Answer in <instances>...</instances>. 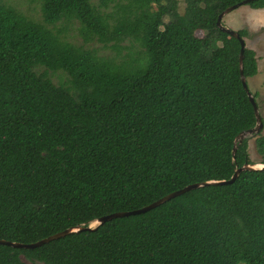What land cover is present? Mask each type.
Returning a JSON list of instances; mask_svg holds the SVG:
<instances>
[{
  "label": "trees",
  "instance_id": "1",
  "mask_svg": "<svg viewBox=\"0 0 264 264\" xmlns=\"http://www.w3.org/2000/svg\"><path fill=\"white\" fill-rule=\"evenodd\" d=\"M146 66L104 68L87 49L0 2V239L32 243L142 208L255 164L243 85L257 53L218 27L243 0H142ZM264 8V0L248 3ZM48 22L110 34L96 0H46ZM166 17L169 20H166ZM197 30L205 35L197 38ZM246 37L247 29L238 30ZM65 73L56 83L52 73ZM256 99L258 93H254ZM264 163V134H256ZM264 264V169L189 190L36 248L0 244V264Z\"/></svg>",
  "mask_w": 264,
  "mask_h": 264
},
{
  "label": "rangeland",
  "instance_id": "2",
  "mask_svg": "<svg viewBox=\"0 0 264 264\" xmlns=\"http://www.w3.org/2000/svg\"><path fill=\"white\" fill-rule=\"evenodd\" d=\"M0 2L17 8L25 16L45 23L49 28L60 34L61 38L87 49L101 65L113 71H136L148 63L144 41L140 38L136 25L137 15H142L144 2L142 0H96L98 8L104 15L106 27L110 34L95 33L77 20L60 18L48 22L44 11L46 0H0ZM185 0H179V10L184 13ZM168 21L169 18L166 17ZM223 24L228 28L240 30L247 29L245 38L247 47L257 53L259 71L255 76L248 78V83L253 93H258L257 101L260 113L264 119V9L253 8L243 4L223 17ZM205 31L197 30L195 36L201 38ZM56 83L66 80L65 73H52ZM260 134H264V127ZM249 153L254 166L261 162V156L256 148V134H249ZM96 221L92 223L95 225ZM28 264H33L26 261Z\"/></svg>",
  "mask_w": 264,
  "mask_h": 264
},
{
  "label": "water",
  "instance_id": "3",
  "mask_svg": "<svg viewBox=\"0 0 264 264\" xmlns=\"http://www.w3.org/2000/svg\"><path fill=\"white\" fill-rule=\"evenodd\" d=\"M251 1H253V0H243V1H241V2H239L237 4H235V5H232V6L228 7L222 13H220V15L218 17V20H217V24H218V27L220 29H222L223 31L229 33L231 36H234V37H236V38H238L240 40V42H241V53H240V64H241V67H242L243 60H244V51H245V48L247 47L245 38L243 36H241V34L239 33L238 30H234L232 28H228V27L224 26L223 17L228 12L233 11L234 9L238 8L239 6H241L243 4H248ZM241 75H242L243 85H244V87H245V89H246V91H247V93L249 95L250 101H251V103H252V105L254 107L256 118H257V123H256V125L253 128H250L248 130L242 131L237 136V138L235 139V146H234V149H233V153H235V151H236L237 142H242L249 134H258V133H260L263 130V127H264V119L262 117V114L260 113L258 101H257L254 93L251 91V89L249 87L248 79H247V77H245V75L243 73V70L241 71ZM246 169H264V163L260 162L258 164V166H254V164L246 163L243 166L237 168L235 173H234V175L228 180H214V181L197 182V183L189 184V185L183 187L182 189L173 191V192L165 195L164 197L158 199L157 201H154L151 204L146 205V206H144L142 208L131 210V211H117V212H113V213L104 215V216H102V217H100V218H98L96 220V224L95 225H92V223H91L89 225H80V226L70 227L68 229H65L63 231L57 232V233L52 234V235H50V236H48L46 238H43V239H41L39 241L32 242V243H23V242H15V241H10V240L0 239V244L10 245L12 247H17V248H36L38 246L46 244V243H48V242H50L52 240L59 239V238H61L63 236H66V235H68L70 233H73V232L95 229L96 227H98L99 225L105 223L106 221L112 220V219L117 218V217H124V216H129V215H134V214L147 212V211H149V210H151V209H153V208L165 203L168 200H171V199H173V198H175V197H177V196H179V195H181V194H183V193H185V192H187L189 190H192V189H195V188H198V187H201V186H206V185H209V184H212V183L213 184H230V183H233L237 179V177L240 175L241 171L246 170Z\"/></svg>",
  "mask_w": 264,
  "mask_h": 264
},
{
  "label": "crops",
  "instance_id": "4",
  "mask_svg": "<svg viewBox=\"0 0 264 264\" xmlns=\"http://www.w3.org/2000/svg\"><path fill=\"white\" fill-rule=\"evenodd\" d=\"M262 9H264V8H262Z\"/></svg>",
  "mask_w": 264,
  "mask_h": 264
}]
</instances>
